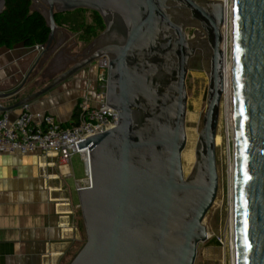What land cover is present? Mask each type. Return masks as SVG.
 <instances>
[{"label":"water","instance_id":"95a60500","mask_svg":"<svg viewBox=\"0 0 264 264\" xmlns=\"http://www.w3.org/2000/svg\"><path fill=\"white\" fill-rule=\"evenodd\" d=\"M224 7L223 0H31L48 37L21 83L0 99L28 85L36 90L0 102V112L35 100L101 56L109 59L106 104L117 111L114 127L76 142L88 146L90 184L76 191L86 238L67 264H194L218 186ZM230 7L234 264H264V0H231ZM80 8L96 11L104 28L73 52L55 13ZM57 61L60 69L44 83ZM190 69L205 71L207 91L185 175Z\"/></svg>","mask_w":264,"mask_h":264},{"label":"crops","instance_id":"0c3cea01","mask_svg":"<svg viewBox=\"0 0 264 264\" xmlns=\"http://www.w3.org/2000/svg\"><path fill=\"white\" fill-rule=\"evenodd\" d=\"M63 30L59 36H64L65 46H71L73 35ZM37 55L34 46L0 45V92L14 90ZM98 75L97 63L82 68L29 102L31 111L50 112L63 124H69L77 102L97 88ZM35 90L25 87L0 102L9 105ZM19 112L20 107L7 111L9 119ZM57 165L56 157L38 151L0 153V264H59L63 259L72 229L68 207L59 195Z\"/></svg>","mask_w":264,"mask_h":264},{"label":"rangeland","instance_id":"374dc122","mask_svg":"<svg viewBox=\"0 0 264 264\" xmlns=\"http://www.w3.org/2000/svg\"><path fill=\"white\" fill-rule=\"evenodd\" d=\"M90 16L91 13L89 11H80L74 14L60 15L58 18L59 22L69 28L73 35V41L75 42L72 47L73 52L82 51L88 44L83 34H81V25L88 23ZM187 34L191 36L192 31L187 30ZM228 51L230 52V47ZM185 83L187 92V112L185 117L186 143L181 152V162L183 172L186 175L194 163L195 145L198 133L202 127V116L205 109L207 91V76L205 71L203 69H190ZM217 135L220 139L219 142L215 141L217 192L213 204L203 219L208 236L205 241L198 244L194 264H232L228 171L229 163L233 162V147L232 132L228 133L225 127L222 100L216 138L218 137ZM71 168L73 176L59 177V182L61 183L59 195L63 198L61 202L66 203L68 207L69 224L72 229L71 238L66 244V250L62 256L63 259L59 264H67L82 246L86 238L75 189L76 182L81 183L85 178L84 162L79 154L75 153L72 155Z\"/></svg>","mask_w":264,"mask_h":264},{"label":"built area","instance_id":"2783aa9c","mask_svg":"<svg viewBox=\"0 0 264 264\" xmlns=\"http://www.w3.org/2000/svg\"><path fill=\"white\" fill-rule=\"evenodd\" d=\"M225 24L230 18L231 0H223ZM44 44L34 47L39 52ZM98 86L93 94H86L76 104L73 120L63 124L50 112L34 113L29 103L10 120L7 112L0 114V153L41 152L57 158L59 175L73 176L71 157L79 154L84 162L85 178L76 182V191L90 184L88 146L78 149L77 143L86 137L103 132L117 124V111L106 104V81L109 59L101 56L96 61Z\"/></svg>","mask_w":264,"mask_h":264},{"label":"trees","instance_id":"16d2710c","mask_svg":"<svg viewBox=\"0 0 264 264\" xmlns=\"http://www.w3.org/2000/svg\"><path fill=\"white\" fill-rule=\"evenodd\" d=\"M31 0H6L5 9L0 13V45L12 47L17 43L25 46L44 44L47 40L49 28L44 17L37 11H30ZM89 11L90 20L82 26V33L88 43L104 28L101 16L93 10L76 9L64 13H55V22L67 29L59 22V16ZM71 32V31H70Z\"/></svg>","mask_w":264,"mask_h":264},{"label":"bare ground","instance_id":"6f19581e","mask_svg":"<svg viewBox=\"0 0 264 264\" xmlns=\"http://www.w3.org/2000/svg\"><path fill=\"white\" fill-rule=\"evenodd\" d=\"M231 6V5H230ZM231 11V7H230ZM231 12L228 24L224 23L223 26V34H224V41H223V50L225 53L224 59V93L222 97V107H223V114L225 119V127L228 130V133L233 130V125L230 122V110H229V85H230V52L228 48L230 47V31H231ZM222 116V115H221ZM218 136V135H217ZM217 142L220 141L219 136L216 138ZM190 152V151H189ZM193 157V154H192ZM191 157V159H192ZM229 197H230V225H231V240H230V250L232 256V264H234V242H233V200H232V178H233V162L229 163ZM208 236V235H207Z\"/></svg>","mask_w":264,"mask_h":264},{"label":"flooded vegetation","instance_id":"af4514ba","mask_svg":"<svg viewBox=\"0 0 264 264\" xmlns=\"http://www.w3.org/2000/svg\"><path fill=\"white\" fill-rule=\"evenodd\" d=\"M192 31V29H190ZM62 61H57L55 64H53L50 68L47 74L45 75L44 79L49 80L51 76H53L61 67Z\"/></svg>","mask_w":264,"mask_h":264}]
</instances>
